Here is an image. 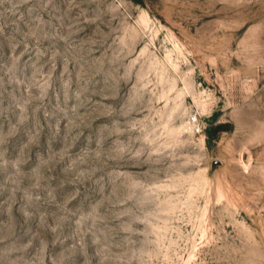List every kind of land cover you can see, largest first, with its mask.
I'll return each mask as SVG.
<instances>
[{
  "label": "rangeland",
  "instance_id": "rangeland-1",
  "mask_svg": "<svg viewBox=\"0 0 264 264\" xmlns=\"http://www.w3.org/2000/svg\"><path fill=\"white\" fill-rule=\"evenodd\" d=\"M0 264H264V0H0Z\"/></svg>",
  "mask_w": 264,
  "mask_h": 264
}]
</instances>
